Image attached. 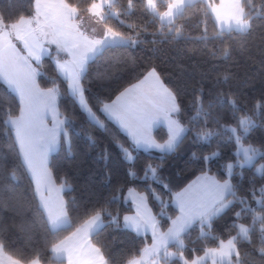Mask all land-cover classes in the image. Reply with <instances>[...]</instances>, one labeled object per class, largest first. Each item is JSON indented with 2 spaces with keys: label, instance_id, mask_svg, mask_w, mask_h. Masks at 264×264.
<instances>
[{
  "label": "trees",
  "instance_id": "1",
  "mask_svg": "<svg viewBox=\"0 0 264 264\" xmlns=\"http://www.w3.org/2000/svg\"><path fill=\"white\" fill-rule=\"evenodd\" d=\"M76 2L86 4L87 0ZM126 2L120 0L121 5ZM156 3L159 11L166 10L167 0H156ZM191 5L184 16L176 20L179 36L170 40L163 38L159 20L151 15L145 19L141 4L136 5L134 15L113 21L109 26L120 31L125 38L138 42L131 47L107 50L90 62L85 84L88 89L86 99L95 110L103 103L112 102L125 88L155 70L176 96L181 107L180 122L190 129L173 153L133 150V165L130 167L117 146L130 142L114 123L105 121L106 130L101 129L88 122L69 97L58 98L68 137L67 143L63 139L60 148L51 155L49 165L56 183L64 186L62 197L70 220L67 226L56 230L45 227L37 212L39 201L32 179L13 147L12 138L6 131L8 126L0 119V237H6L3 249L6 254L22 264H28L37 253L41 264H63L54 259L52 245L80 227L86 208L111 201L114 194L119 198L108 205L109 210L121 218L131 214L133 207L125 200L130 188L148 195L149 204L160 221V229L167 231L170 226L168 217L176 214V208L169 195L162 196L163 205L153 199V190L163 194L166 190L161 185L166 184L167 191L179 192L201 175L202 167L216 178L224 174L235 186L237 196L248 195L254 186L257 195L248 203L253 209L261 207L257 201L260 199L259 189L264 187V168L259 174L257 167L264 165V158L260 156L254 165L241 168L236 162L240 160L236 155V138L264 152V20L255 21L250 35L229 33L218 29L205 1L197 0ZM33 11L32 0H0V12L6 17H28ZM39 72L40 87H51V80L56 76L53 61L46 57ZM58 84L64 92L66 83L58 81ZM200 91L204 93L202 102ZM17 104L15 94L0 81V110H14ZM210 105L211 118L207 116ZM15 114H19L18 110ZM70 116L73 120L69 122ZM245 120L250 123H241ZM232 128L236 129L235 133ZM201 131L214 134L209 138L195 139ZM155 134L160 141L167 136L163 128ZM204 156L212 158L207 165L202 163ZM160 157H163L162 164ZM229 162L233 163L231 176L227 174ZM146 163L159 164L156 181L151 175L147 181L143 179ZM133 169L139 174L138 178L128 174ZM242 207L234 202L213 221L211 229L194 227L185 233V257L195 259L206 250L218 248L221 240L226 242L237 237L241 264H264L260 252V222H254L253 214L243 212ZM236 212H241V216L236 217ZM241 224L250 231L255 229L247 239L238 235ZM91 241L101 248L108 264H129L151 243L149 237L123 227L116 228L107 219L99 234L92 235ZM168 251L176 252V245L170 244ZM233 262L236 264L237 257Z\"/></svg>",
  "mask_w": 264,
  "mask_h": 264
},
{
  "label": "snow or ice",
  "instance_id": "2",
  "mask_svg": "<svg viewBox=\"0 0 264 264\" xmlns=\"http://www.w3.org/2000/svg\"><path fill=\"white\" fill-rule=\"evenodd\" d=\"M137 4L143 6L145 19L151 15L161 22L162 35L166 40L179 36L180 29L176 27V20L182 18L185 11L192 6L189 0H167L164 6L166 10L159 11L156 0H127L125 5H121L120 0H87L86 4L76 0H32L34 11L28 17L21 15L13 19L0 12V81L7 85L18 101L16 109L0 110V119L8 126L6 131L12 138L13 147L22 160V166L36 178L39 197L37 212L45 227L50 226L51 230L59 229L68 223L63 199L59 195L53 196V192L57 190L53 185L48 163V154L55 150L61 138L68 137V132L63 127L66 121L59 119L58 98L69 97L87 121L101 129L106 130L105 121L114 123L130 142L129 145L117 144L123 159L130 167L133 165V150L143 149L148 152L155 149L162 154L173 153L190 132V129L174 118L173 114H179L181 107L176 96L164 86L155 70L125 88L111 103H103L98 109L94 110L86 99L88 89L85 84L88 80L89 63L107 50L131 47L138 42L130 37L125 38L120 31L109 26L122 16L134 15ZM223 6L224 0H221L220 8ZM231 7L233 10L226 17L229 33L250 35L255 21L264 20V0H231ZM206 8L215 14L217 21L222 19L220 8L212 4H207ZM93 20L104 25V30L99 34L95 29L89 31L87 27ZM13 39L20 41L23 48H17ZM227 54L225 51V56ZM46 57L53 61L56 76L51 80V87L41 88L37 77ZM58 81L66 83L64 92H61ZM199 98L202 102L203 91H200ZM211 107L210 105L207 113L209 118L212 116ZM16 110L18 115L15 114ZM49 115L52 117L51 127L47 122ZM72 120L73 117L70 116L69 122ZM241 123L248 124L250 121ZM164 125L167 126L166 140L157 142L153 129ZM231 131L235 133L236 129L232 128ZM213 134L201 131L196 134L195 139L209 138ZM236 143L239 144V137L236 138ZM240 152L243 153V159L236 162L241 168L245 165L251 166L255 155L264 158V152L259 149L242 147L236 155L239 156ZM211 159L204 156L202 163L207 165ZM159 160L160 164L164 162L163 157ZM226 167L228 176H231L233 163H227ZM158 171L159 164L146 163L143 179L147 181L151 175L156 181ZM128 174L133 178H138L139 175L134 169ZM63 187L61 185V189ZM161 187L166 190L165 193L153 190L152 198L159 200L163 205L162 196L169 195L176 208V214L168 217L170 226L166 232L160 230V221L149 206L148 195L136 193L130 188L128 198L133 207V214H125L121 218L109 210L108 205L119 198L115 194L111 201L84 210L83 223L73 236H84L87 251L70 247L68 242L72 240V236L54 243L51 251L57 256L66 254L68 264H108L101 248L87 240L89 235L99 234V229L107 219L112 226L130 229L137 235L142 231H151L152 243L143 249L144 253L151 254L149 264H172L170 258L174 259V264H199V257L191 260L185 257L184 234L194 227L211 229L213 221L235 202L243 206V212L253 214L254 222L259 220V238L262 245L260 252L264 257V187L258 192L260 199L257 203L261 205L259 209H253L248 203L249 199H255L257 195L254 186L248 195L237 196L235 186L224 174L216 178L203 167L201 176L183 191L173 194L167 191L168 185L163 184ZM160 214L163 215V212ZM235 216L240 217L241 212H236ZM252 231L255 229L250 231L243 224L239 226V234L245 239ZM236 240L237 237H232L226 242L221 240L218 248L208 251L219 254L220 264H233L232 257L235 253L236 264H241L240 253L236 252ZM5 243L6 237H0V253L3 252ZM170 244L176 245L175 253L168 251ZM40 259L37 253L28 264H40ZM8 264L20 262L8 257ZM129 264H144L143 257L139 260L132 259Z\"/></svg>",
  "mask_w": 264,
  "mask_h": 264
},
{
  "label": "crops",
  "instance_id": "3",
  "mask_svg": "<svg viewBox=\"0 0 264 264\" xmlns=\"http://www.w3.org/2000/svg\"><path fill=\"white\" fill-rule=\"evenodd\" d=\"M196 1H197V0H189V3H190V4H193V3H195ZM203 1H205L207 4H212L214 7H218V8H220V5H221V0H203ZM232 10H233V9H232V7H231V0H224V6H223L222 8H220V14H221L222 19H221L220 21H217L215 14L212 13V15H213V17H214V20H215V22H216V24H217V26H218V29H219L220 31H228V30H229V28H228V23H229V22L227 21L226 17H227L228 14L231 13ZM87 27H88L89 31H92L93 29H95V32H96L97 34H99L101 31L104 30V25L101 24L100 22H97V21H94V20H93L92 22L88 23V24H87ZM13 43H15V44L17 45V48H19V49H22V48H23V45L21 44L20 41H17V40H15V39H13ZM52 47L54 48V46H52ZM61 55H64V54H61ZM2 82H3V81H2ZM37 82H38V80H37ZM138 82H139V81H138ZM4 84H5V83H4ZM5 85H6V84H5ZM6 87H7V85H6ZM7 88H8V87H7ZM58 112H59V119L63 120L62 117H61V115H60L59 107H58ZM47 122H48L49 127H51V126H52V123H51V122H52V117H51V115H49V117H48V119H47ZM63 127H64V125H63ZM63 139H64V138H61V139L58 141L55 150L52 151V152H50V153L48 154V163L50 162V157H51V155H52L53 153H55V152L60 148V146H61V142H62ZM154 153H156V152H154ZM157 154H160V153H157ZM26 170H27V169H26ZM27 172H28L30 178L32 179V182H33V184H34V190H35L36 196H37L38 201H39V197H38V194H37L38 184H37L36 178L31 174V172H30L29 170H27ZM49 172H50V175H51V178H52L53 185H54L55 189L57 190V191H54V192H53V196L55 197L56 195H59V196L63 199V197H62V191H63V189H61V186L58 185V184L56 183V181L54 180V178H53V176H52V173H51V171H50V168H49ZM199 176H201V175H199ZM199 176H197V177H199ZM197 177H196L194 180H192L188 185L192 184V182L195 181V180L197 179ZM188 185H187L185 188H187ZM185 188H184V189H185ZM184 189H182L181 191H183ZM135 192H136V193H140V194H145V193L138 192V191H136V190H135ZM125 200H126L127 202H130V200H129V198H128V192L126 193ZM63 201H64V200H63ZM173 204H174V203H173ZM149 206H150V204H149ZM174 206H175V205H174ZM150 207H151V206H150ZM152 212H153V210H152ZM131 214H133V212H132ZM153 214H154V212H153ZM154 215H155V214H154ZM67 220H68V223L65 224V225H63L62 227H65V226H67V225L70 223V220H69L68 214H67ZM239 226H240V225H239ZM239 226H238V235H239L240 237H243V236H241V235L239 234ZM243 226H244V225H243ZM62 227H61V228H62ZM244 227H246V226H244ZM101 228H102V227H101ZM101 228H100V229H101ZM246 228H248V227H246ZM129 230H130V229H129ZM160 230H161V229H160ZM130 231H132V230H130ZM161 231H162V230H161ZM75 232H76V230H75L73 233H75ZM132 232H134V231H132ZM162 232H163V231H162ZM164 232H166V231H164ZM73 233H71V234L69 235V236H72V240H70V241L68 242V243H69V246L75 248L76 250H81V249H83L84 251H87L86 241H85L84 236H83L82 234H77L76 236H73ZM134 233H135V232H134ZM135 234H136V233H135ZM92 235H93V234L89 235L88 238H87V240H88V242H90V243L93 245V243H92V241H91V237H92ZM69 236H68V237H69ZM140 236H146V237H149V238L151 239V243H152V235H151V231H150V230H149L148 232H146V233L142 231L141 234H140ZM151 243H150L147 247H149V246L151 245ZM236 252H238V250H237V246H236ZM52 254H53V257H54V259H55L56 261H58V262H62L63 264H68V262H67V258H66V254H61V255H59V256H57V255L54 254L53 252H52ZM8 257H11V256H9L8 254H6L4 251H3L2 253H0V264H8ZM141 257H143L144 264H149V262H150V260H151V258H152L150 253H144V252L142 253V255H141L139 258H137V260H139ZM234 257H236L235 253H233L232 261H233ZM11 258H12V257H11ZM199 258H200V259H199V264H214V261H215V264H220V256H219V254H213V253L209 252L208 250H206L205 253H204L202 256H200ZM12 259L15 260L14 258H12ZM170 259L172 260L173 258H170ZM195 259H197V257H196ZM157 260L159 261V258H158V257H157ZM20 264H22V263H20ZM40 264H41V263H40ZM233 264H235V263L233 262Z\"/></svg>",
  "mask_w": 264,
  "mask_h": 264
},
{
  "label": "rangeland",
  "instance_id": "4",
  "mask_svg": "<svg viewBox=\"0 0 264 264\" xmlns=\"http://www.w3.org/2000/svg\"><path fill=\"white\" fill-rule=\"evenodd\" d=\"M229 31V30H228ZM157 73V72H156ZM157 75H158V73H157ZM159 76V75H158ZM159 79H160V81L163 83V81H162V79L160 78V76H159ZM164 84V83H163ZM146 87H147V85H145ZM164 86H165V84H164ZM166 87V86H165ZM168 88V87H167ZM169 89V88H168ZM170 90V89H169ZM171 91V90H170ZM111 103V102H110ZM173 116H174V118H176V119H178L179 121H180V119H179V116H178V114H173ZM182 124V123H181ZM164 129V131L166 132V135H167V126L166 125H164V126H159L157 129H153V135H154V137L157 139V142H164L165 140H166V138L163 140V141H160L159 139H158V134L156 135L155 134V132L157 131V130H160V129ZM65 142L67 143V139H65ZM242 147H251V148H254V147H252V146H248V145H245V144H243V143H241V142H239V144H238V148H237V152L240 150V148H242ZM255 149H257V148H255ZM140 150H142V151H144L143 149H140ZM148 152H156V153H160V152H158L157 150H155V149H152V150H150V151H148ZM236 152V153H237ZM160 154H162V153H160ZM259 157H260V155H255V157H254V160H253V164L252 165H254L255 163H256V161L259 159ZM239 158H240V161H242V159H243V153L242 152H240V154H239ZM251 165V166H252ZM245 166H249V165H245ZM262 166H264L263 164H260V165H258V167H257V172L259 173V174H261L262 173V171H263V168H262ZM233 170V169H232ZM169 252H172V253H175L174 251H169ZM205 253V252H204Z\"/></svg>",
  "mask_w": 264,
  "mask_h": 264
}]
</instances>
